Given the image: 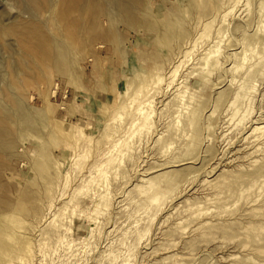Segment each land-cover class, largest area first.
Returning a JSON list of instances; mask_svg holds the SVG:
<instances>
[{"label":"rangeland","instance_id":"rangeland-1","mask_svg":"<svg viewBox=\"0 0 264 264\" xmlns=\"http://www.w3.org/2000/svg\"><path fill=\"white\" fill-rule=\"evenodd\" d=\"M0 264H264V0H0Z\"/></svg>","mask_w":264,"mask_h":264}]
</instances>
